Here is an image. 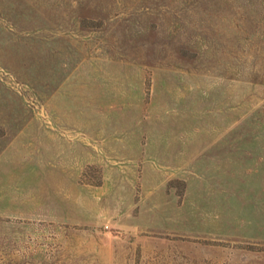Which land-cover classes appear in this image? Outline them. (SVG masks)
Returning <instances> with one entry per match:
<instances>
[{
  "label": "rangeland",
  "instance_id": "374dc122",
  "mask_svg": "<svg viewBox=\"0 0 264 264\" xmlns=\"http://www.w3.org/2000/svg\"><path fill=\"white\" fill-rule=\"evenodd\" d=\"M0 264H264V0H0Z\"/></svg>",
  "mask_w": 264,
  "mask_h": 264
}]
</instances>
